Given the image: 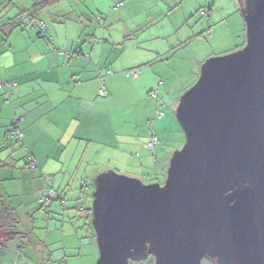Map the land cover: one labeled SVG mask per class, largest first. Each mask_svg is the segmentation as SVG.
Listing matches in <instances>:
<instances>
[{
  "label": "rangeland",
  "instance_id": "1",
  "mask_svg": "<svg viewBox=\"0 0 264 264\" xmlns=\"http://www.w3.org/2000/svg\"><path fill=\"white\" fill-rule=\"evenodd\" d=\"M33 4L34 0H0V68L8 66L9 75L17 76L27 69L17 52L29 40L27 34L48 43L50 35L47 39L37 37L36 28L19 25L9 30L7 27L8 21L23 19L24 24L28 23L26 14ZM200 7H205L206 15H200ZM240 9V0H64L36 12L37 19L46 26L68 27L67 41L61 39L67 42V53L77 46L86 49L84 57L75 56L73 64L80 60L83 66H88L100 61L104 69H109L113 63H119L122 68L160 51L170 53L164 60L171 59L167 60L170 65L166 68V89L159 98L164 117L157 119L153 114L155 122L148 125L147 131L143 128L146 123L139 124L138 155L133 158L137 167L134 168L127 167L130 161L116 160L113 154L118 149L114 146L102 152L105 144L112 145L107 139L101 145L77 136L59 145L61 158H49L43 172H39V168L23 170L26 149L19 143L6 147L3 134L31 106L39 104L41 110L45 109V99L41 93L31 94L23 102L13 91H8L12 83H5L0 77V83H5L0 87V209H13L17 215V230L26 234L18 249L10 247L9 264H96L99 251L91 218L87 216L92 208L96 177L113 172L143 185L164 183L173 153L184 144V135L175 116L179 99L194 85L206 60L234 53L245 45V25ZM92 47L94 53H91ZM131 71L128 68L121 72L125 81L115 88L112 99L95 106L104 113L106 130L111 121H122L126 116L142 120L145 115V98L150 99L151 94L137 97L136 88L130 85L135 82L127 79ZM39 85L32 82L30 87ZM132 103L135 106H130ZM14 113L17 114L14 116ZM43 124L46 121H40L38 127ZM152 130L158 139L154 152H150L145 143L148 131ZM81 131L86 133L83 126ZM38 138L37 151L45 158L52 142L45 135ZM146 158L148 164L144 163ZM52 190L63 201L48 200ZM202 264L209 263L203 261Z\"/></svg>",
  "mask_w": 264,
  "mask_h": 264
},
{
  "label": "water",
  "instance_id": "2",
  "mask_svg": "<svg viewBox=\"0 0 264 264\" xmlns=\"http://www.w3.org/2000/svg\"><path fill=\"white\" fill-rule=\"evenodd\" d=\"M245 45L209 58L175 110L163 185L96 177V264H264V0H240Z\"/></svg>",
  "mask_w": 264,
  "mask_h": 264
},
{
  "label": "crops",
  "instance_id": "3",
  "mask_svg": "<svg viewBox=\"0 0 264 264\" xmlns=\"http://www.w3.org/2000/svg\"><path fill=\"white\" fill-rule=\"evenodd\" d=\"M62 1L49 7H53V5ZM208 11L211 14L212 11L210 9ZM43 24L45 31L47 30L46 37L50 35L49 38L47 37L48 43L31 38L32 34H27L29 40L24 47L17 50L19 55L22 56L23 64L27 66V69H23L15 76L8 74V66L0 68V77L3 78L5 83H18L15 89H13L12 84L7 88L9 92L13 91V95L17 96V98L21 97V101L24 102L31 94L37 96L40 93L42 99H45L43 101L45 109L41 110L39 104L31 106L13 123L15 128L22 133L21 144L26 149V153L28 152L33 156L35 165L39 168L38 171L43 172L49 158L51 159L55 156L61 158L59 156V145L61 143L71 141L78 136L86 139L89 143H101L103 145L106 142L104 140L107 139L112 145L105 144L102 152H105L107 147L114 146L113 148L118 149L113 154L114 156L116 155V160L127 163L130 161L131 163L127 164V167H137V162H134L133 158L136 154L138 155L139 138L137 136L139 124L146 123V126L143 127L146 131L149 124H154L158 104L156 99L152 97L146 99L144 96L145 93L149 94L153 91L157 92L159 98L162 96L163 90L166 89L165 81L168 80L166 68L170 65V62H167V60L171 59L164 60V58L169 57L170 53L168 51L152 52L153 55L147 59H141L132 65H124L122 68L119 63H113L109 69L106 67L104 69V67H101L102 65L104 66V63L100 61L102 65L98 61H94L95 63L83 66L80 60L73 64L72 61L75 56L82 57L86 49L77 46L76 50L67 53L65 49L68 48L67 42L63 43L61 39L65 38V41H67L66 31H68V27L55 28L52 24L50 26H46L44 22ZM74 46L75 44H73V48ZM94 50V47H92L91 53H94ZM92 56L93 54L90 55L91 60ZM91 60L89 62H92ZM146 66L150 67V70H147ZM128 68L132 71L127 73L129 77L126 78L135 82V84L130 85L136 88L137 97L142 94L147 102L143 107L145 115L143 119L141 118L142 120L126 116L122 118V121H111L109 130H106L103 122L104 113L96 110L95 106L99 102H105L114 97L115 88L120 85L122 80L125 81L121 72ZM32 82L41 85L36 88L30 87ZM102 88L105 91L103 95L100 93ZM106 95H109V98L104 99L103 96ZM130 106H135V104L132 103ZM16 114L14 113V116ZM40 121H46V124L38 127ZM82 126L86 129V133L81 131ZM65 127L66 131H64ZM72 128H74V131H71ZM41 135H45L52 142V148L47 155L48 157L46 156L45 158L40 156L37 151V145H35L36 139H40L38 137ZM149 135L150 138L152 135L156 136L155 131H148L145 143L149 142ZM3 136H5V133ZM120 146H122V149H120ZM150 152H154V150ZM144 163L148 164L147 158ZM86 167L88 169L89 164ZM7 232V230H0V264H9L11 262L9 260L11 246L19 248V245H11L6 242L4 234Z\"/></svg>",
  "mask_w": 264,
  "mask_h": 264
},
{
  "label": "trees",
  "instance_id": "4",
  "mask_svg": "<svg viewBox=\"0 0 264 264\" xmlns=\"http://www.w3.org/2000/svg\"><path fill=\"white\" fill-rule=\"evenodd\" d=\"M59 1H62V0H34V4H33L32 8H30V12H28L29 14H26L27 19H28V23L24 24L23 19H20L18 21L14 20L13 22L8 21L7 27L9 28V30H12L19 25L22 26L23 28H25V27H30L31 29L36 28L38 31L37 37L47 39L44 24L42 21L37 19L36 12L40 11V10H44V9L48 8L50 5L57 3ZM36 21H39L43 24V30H39L37 27L34 26ZM2 32L4 33V31H2ZM151 93H149V94H151ZM101 95H103V94H101ZM154 99H156L157 102L161 101L158 97V94H157V98H154ZM15 131L20 132L19 130H17L15 128V124H12L10 126V128L5 132L4 143H5L6 147L13 144V143L21 144L22 138L21 139H10L9 138L10 134L15 132ZM28 158H31L34 161L33 156L27 152L26 155L24 156L23 170H26V171L36 170L37 166H35L34 169L29 168L30 161ZM52 192H54V195L48 200L52 201V200L56 199L58 201H63L62 197L58 196L56 191L52 190ZM42 202H44V201H42ZM89 214H90V216L89 215H87V216H88V218H91V210H89ZM16 224H17V215L15 214L14 210L11 208L2 207L0 209V230H7L8 231L6 233V242H8L11 245H13V244L20 245V244H22V240L24 238H26V234L24 232H19L17 230ZM152 263H153V258L151 256H149L145 261H142L140 263H135V264H152Z\"/></svg>",
  "mask_w": 264,
  "mask_h": 264
},
{
  "label": "built area",
  "instance_id": "5",
  "mask_svg": "<svg viewBox=\"0 0 264 264\" xmlns=\"http://www.w3.org/2000/svg\"><path fill=\"white\" fill-rule=\"evenodd\" d=\"M206 11L202 8L200 9V15H206ZM35 27H37L39 30H43V24L39 21H36L35 24H34ZM135 74V72H133ZM4 84L3 83H0V87H2ZM13 87L15 86V84L12 85ZM11 86V87H12ZM100 93L101 94H104L105 91L104 89H100ZM152 98H157V92H152L151 95H150ZM160 108H161V103L158 102L157 104V111L155 113V117L158 119V118H161L163 117V113L160 111ZM160 112V113H159ZM10 139H21L22 138V133L21 132H18V131H15L13 133L10 134L9 136ZM158 144V139L156 136L152 135L151 136V139L149 140L148 144H147V149L149 151H152ZM29 161H30V166L29 168L30 169H34L35 168V162L31 159V158H28ZM54 195V192L50 191L49 194H48V197L47 199H50L52 196ZM42 201H45V198L41 200Z\"/></svg>",
  "mask_w": 264,
  "mask_h": 264
},
{
  "label": "flooded vegetation",
  "instance_id": "6",
  "mask_svg": "<svg viewBox=\"0 0 264 264\" xmlns=\"http://www.w3.org/2000/svg\"><path fill=\"white\" fill-rule=\"evenodd\" d=\"M163 185V184H162Z\"/></svg>",
  "mask_w": 264,
  "mask_h": 264
}]
</instances>
